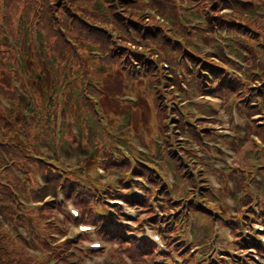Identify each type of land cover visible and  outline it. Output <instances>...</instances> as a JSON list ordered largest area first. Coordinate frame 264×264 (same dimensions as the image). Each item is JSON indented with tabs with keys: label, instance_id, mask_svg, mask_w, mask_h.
<instances>
[{
	"label": "trees",
	"instance_id": "trees-1",
	"mask_svg": "<svg viewBox=\"0 0 264 264\" xmlns=\"http://www.w3.org/2000/svg\"><path fill=\"white\" fill-rule=\"evenodd\" d=\"M85 1L90 3V8L73 4V0H38L39 9H35L34 6L31 9L29 8V15L25 19V29L27 34L36 31L37 37L32 38V41L37 44L36 50L35 47L22 45L15 53L12 50L15 48L9 45L7 41V27L0 23V44H3L2 47L4 49L12 48L10 50L8 49L9 51L6 53L0 50V214L4 218V220H0V238H3L2 240L5 239L1 230H4L8 235L15 234L13 238L17 242V248L20 254L17 257L19 264H25L27 262H32L33 264H48L49 259L46 258L45 254L42 257L34 254L30 255V249H41L50 255L52 254V258H60V253L63 254L66 252L69 243L52 248V240L50 238L51 233H61L59 224H62V221L58 218L56 212H61L62 206L57 205L56 200L47 201L42 207L35 208H30L21 202V200L44 202L45 196L52 195L55 197L56 191L61 187L64 189L67 199L82 209L83 213L80 221L97 224L100 230L99 233L106 240L119 241L125 239L123 230L115 223L118 220L115 221L112 219L105 207L103 187L97 188V186H91L89 181L84 183L83 181L69 177L63 180L61 176L53 171L51 166H47L43 161H38L31 157L25 151L18 137L19 135L25 137L31 144V142L38 139L37 132L39 131L44 137L51 138L53 143L58 113L63 115V129L67 131L66 120L68 118L75 117L82 119L83 108L86 110L94 108V100L91 97L92 87L89 88L88 79L84 70L85 63L90 61V59L87 58L84 61L82 57L74 56L71 60L65 57V48L62 43L66 44V41H70L72 43L71 46L77 49V51L82 50L83 52H88L90 55H95L98 52L100 54L103 53V56L100 55L101 57L94 61L96 64L95 68L99 69L103 74L102 78L109 79L115 77L116 80L123 82H142L146 80V84H148L147 96L152 108L151 114L148 111L146 115V127H152L149 125V118L152 120L156 119L157 124H154L153 129H157L162 139L161 146H157L154 142L153 130L151 132V138L149 139V145L152 148H158L161 156L169 162H172L176 170L182 168L176 152L172 150L171 143L173 138L168 134L169 125L166 124V120L168 119L167 113L163 110L160 100L161 94L158 92L160 91V77L163 71H158L156 76L151 79V73L155 70L156 64H158L157 59L159 55L148 66L145 60L140 57V54L133 52L128 45L135 44L138 47L147 48L149 43L151 46L159 48L162 56H166L167 50H172L173 47L163 38L164 27L141 26L139 20L143 18V15H140L143 5L138 0ZM194 1H197L195 5L198 4L199 7L189 11V14L197 17L199 12H203L209 17V20L207 16L201 19L205 25L200 28L203 33L207 34L202 38L200 37L204 42L203 46L217 47L220 53L219 56L222 58L221 56L224 54V50H222L221 45H217L218 43L214 40L213 35H211V33L218 31L224 39L228 38L226 44L230 48L231 55L241 59L249 66L248 74L245 78H241L232 72L231 69L240 70V67L230 57V59L222 60L223 62H213L205 55H195V57L189 55L186 59L192 61H190L192 67H189L186 63L189 60L181 61L180 59L177 61L176 57H171L169 61L173 65L171 68L174 84H177L176 80L179 79L178 75H183L187 89L185 86L179 84L178 89L182 94L186 95L189 92L192 95L214 94L223 98L228 107L236 105L238 110L243 114V111L247 109L252 110L253 115L257 113L261 114V109H264V90L263 92L259 90L255 92L249 84L253 82L254 76H262V79L264 78V27L261 26L262 23L259 21V19L264 17V13L258 15L256 9V7L264 9V0H257L258 3L252 8L247 7V4L252 3L249 0H178L181 3L179 5L180 7H185V3H194ZM153 2L159 8L160 13L168 17L169 13L166 11V7L162 4H157L156 0H153ZM2 3L7 7V17L9 18L4 19L5 14L3 13L2 21L9 26L13 22L11 18L16 9L15 0H2ZM175 6L176 4L174 3ZM224 10L230 11L231 15L223 16L221 12ZM176 13L177 11L173 9L171 11V17H175ZM212 13L213 15L210 16ZM79 15L83 16V20L77 18ZM91 17L99 20L100 24H102L101 30H103L104 34L96 40H89L88 38L91 39L89 33H85L82 31L83 28H80L75 33L82 37L79 40H73V27H79L81 21L87 22L86 20ZM35 18H38V21L41 22L40 29L36 28L33 24V19ZM212 18H216V20L212 21ZM172 21L173 23L175 22L174 19ZM54 24H58L59 28H54ZM174 26L168 27L166 30L170 34L184 38L183 34L175 30ZM157 30L158 32H156ZM222 32H224L223 35ZM233 34L239 36V39L236 41L230 39L236 38L230 37ZM252 34L259 37L261 42L249 46L247 41L251 40L249 36ZM12 35L20 45L21 41L17 33L13 32ZM243 38L245 40L241 44L240 40ZM29 40L28 37L25 38V42H29ZM49 41L53 43L49 44ZM58 41L59 44H57ZM21 47H24V51ZM184 49L192 52L190 47ZM126 50L127 52H125ZM152 51V48L148 49V52ZM175 51L182 53L180 48H177ZM18 52L20 56L17 55ZM30 52L35 56L37 54L45 55L44 62H37V65L33 66L34 68L31 67L32 71H35L36 68H41L46 74L48 81L44 87L41 86L39 89L36 88L38 86L34 83L35 80L24 60V54ZM120 52H125V54H122L120 57ZM136 61L137 64L134 63ZM135 64L139 65V67L133 68ZM25 72L27 76H25ZM18 82L24 91L30 95L32 103L20 102L19 91L16 87V83ZM154 82L159 84V87L156 88L158 91L153 87ZM259 84L264 86V79ZM60 95L63 97L62 100L59 98ZM252 97L254 101H251ZM3 101H6L10 105L5 106ZM178 103L180 104L179 100ZM27 108L30 112L29 118L22 112L23 109L26 110ZM183 114L179 108L177 111L178 117H175L174 120L176 128L174 137L176 142H179L182 135L191 137L199 143L203 136H211L210 132L205 131L204 134H200L195 128L193 130L189 128L186 123L189 117H185V114ZM35 126H38V129ZM178 146L179 149H184L182 144H178ZM104 153L109 158L105 166L109 169L118 170L120 163L116 165V163L111 162L109 151ZM8 160L14 161V163L16 161L15 167L21 169L28 175V184L23 183L12 175ZM153 171L151 168L149 170L139 168L132 173L143 175L156 189H161L162 183L157 175L152 173ZM38 174L46 181L45 188H41L37 183L35 175ZM179 190L180 188L177 187V191ZM203 191L209 192L206 187H204ZM109 194L113 197L111 193ZM149 194L154 195V193ZM208 195L210 196V194ZM115 197H120L126 201L133 200L127 198V195H117ZM135 201L138 202L137 199ZM143 205L150 209L148 200ZM101 207L103 211H99ZM190 209L193 211L201 208L198 204H192ZM65 214L67 221H73L68 213L65 212ZM169 215L170 213H167L163 216L164 227L168 231H174ZM6 223L13 226L15 233L10 234L7 231L5 228ZM238 224H240L238 219L230 220V226H238ZM18 226L26 227L33 236L34 241H26L17 231L16 227ZM131 242L125 244L128 248H131L129 252L130 256L135 259L137 264L138 262L148 264L149 260L145 261L147 256L153 257L157 249H154L150 244L141 246L136 241L131 240ZM168 242L178 252L182 251L181 246H178L173 240L170 239ZM239 242L240 247H246L247 242ZM26 254L29 257H26ZM118 254L120 256V263L125 264L121 258V253L118 252ZM192 263H196L194 259ZM239 264H246V262L243 258L239 257Z\"/></svg>",
	"mask_w": 264,
	"mask_h": 264
},
{
	"label": "rangeland",
	"instance_id": "rangeland-1",
	"mask_svg": "<svg viewBox=\"0 0 264 264\" xmlns=\"http://www.w3.org/2000/svg\"><path fill=\"white\" fill-rule=\"evenodd\" d=\"M138 1L143 5L142 12L140 13V15H143V18L139 20L141 26L144 27L146 25H150L164 27L163 38L166 42H168V44L173 47L172 50H167L166 56H162L159 52L160 49L156 48L155 46H151V44L149 43V46H147V48H143L141 46L138 47L135 44H128L133 52H137L138 54H140V57L145 60L148 66H150V64L156 59V56L159 55V58L157 59L158 64H156L157 66L155 67V70H153L151 73V79L156 76L158 71H163V74L160 77V91L156 89L159 87V84L157 82L153 83V87L161 94V105L163 107V110H165L167 113L168 119L166 120V124H168L170 118L178 117V100L185 98L184 94H182V96H177L176 94L177 92H181L178 89L180 85H186L183 75H178L179 79L176 80L177 84H174L171 68L173 67V65L169 61V59L171 57H176L177 61H179L180 59L181 61L189 60L186 62L189 67H192V61L190 59H186L189 55L192 57H195V55H205L210 61L223 62L222 60L230 59L229 57L231 56L230 48L226 44L228 38L224 39L218 31L211 33L214 40L218 43L217 45H221L222 50H224V54H222L221 56L222 58H220L219 56L220 53L217 47L203 46L204 42L200 39V37L202 38L207 34L203 33L200 28L201 26L205 25V23L201 19H204V17L207 16V19L209 20V17L203 12H199L197 17H193L189 14V11H192L199 7L198 4L195 5L197 1H194V3H185V7H180L179 5L181 3H179L178 0H156L157 4H162L166 7V11L170 15L169 16L167 14L168 17H165L160 13L159 8L154 5L155 2H153V0ZM249 1H252V3L247 4L248 8L255 7L258 3L257 0ZM174 3L176 4L175 7ZM73 4L81 5L82 7H91L90 3L85 0H73ZM15 5L16 9L13 12V17L11 18L13 22L11 25L7 26V24L2 21L3 13L5 14L4 19H9L7 17V7L5 4L3 5L2 0H0V23L2 25H6L7 27V30L5 28L4 29L6 30L7 41L9 42V45H17L16 49H4L2 47L3 44L1 43L0 50L6 53L10 49H12L16 53L18 48H20V46L22 45L26 47H35L36 50L37 44L32 41L33 37H37L36 31L30 32L28 34L26 33L25 19H27L29 15V8L31 9L34 6L35 9H39L38 0H15ZM173 9L177 11L175 17H171V11ZM256 9L258 11V15L264 13V9H260L258 7H256ZM221 14L223 16H227L231 15V12L228 10H224L221 12ZM212 15L213 13L210 14V16ZM77 18L79 20H83V16L79 15L77 16ZM91 18H88L86 20L87 22L81 21L79 27H73V40H79V38L82 37L76 35L75 33L76 30L79 31L80 28H83L82 31H84L85 33H89V37H91V39L88 38L89 40H96L104 34L103 30H101L102 24H100L99 20L94 19V17ZM173 19L175 21L174 23L176 24L173 23ZM211 20H216V18H212ZM259 21H261L262 23L261 26L264 27V17L259 19ZM40 23L41 22L38 21V18L33 19V24L36 28H41ZM173 25H175V30H178L183 34L184 38H180L175 34H170V32L166 30L168 27H171ZM53 27L59 28L58 24H54ZM13 32L17 33V35L19 36V39L21 41L20 45L12 35ZM156 32H158V30ZM223 33L224 32H222V35ZM27 37L30 39L29 42H25V38ZM230 37H236L230 38L234 41L239 39V36H237L236 34H233V36ZM249 38H251V40L247 41V44L249 46L261 42L259 37L253 34L249 36ZM244 40L245 38L240 40L241 44ZM50 43L53 42L49 41V44ZM57 44H59V41L57 42ZM62 45L65 48V57H68L71 60L74 58V56L82 57L84 61L87 58L90 59V61L85 63L86 66L84 70L85 75L88 79L89 88L92 87L91 97L94 100L93 109L89 108L88 110H86L83 108L82 116L80 115L82 119L73 118L74 120L71 121L72 130L75 134L73 135L69 132L67 134L65 133L62 139H65L66 141H78V143L82 145L97 146L100 149L99 164H103L109 161L108 157H104V152L108 151V147L112 148L111 150H109L111 162L116 163V165H119L120 163V168L118 170H115L116 172L112 175H109L111 173L110 169H107L106 172L103 171L102 174H100L99 172H95L93 174L94 169H90V173L92 174V176H90L91 179L89 180V182H91V186H97V184H100L102 182H109L110 180H112V178H114V184L116 185L122 182L127 184L129 182L128 178L130 177V174L132 172L137 171V169L139 168L150 169L153 166V164L149 160H147L149 158L147 150H150L149 139L151 138V132L154 130L153 126L154 124H157V121L156 119L153 121L149 118L148 122L152 127H146L147 121H145V119L147 112L149 111L150 114L152 112V108L147 96L148 84H146V80L142 82H123L116 80L115 77H111L109 79L102 78L103 74L99 69L95 68L96 64L94 63V61H96L97 58H100V55L103 56V53L100 54L98 52L95 55H90L88 52H83L82 50L77 51V49L71 46L72 43L70 41H66V44L62 43ZM187 47H190L192 52L184 49H187ZM21 48L24 51V47ZM150 48L153 49L152 52H148V49ZM177 48H180L182 50V53L176 52L175 50ZM125 52H127V50ZM125 52H120L119 56L121 57L122 54H125ZM24 55V60L27 63L28 69L31 71L33 79H37V76L40 77L39 85L36 88L39 89V87L41 86L44 87L46 82L48 81L44 70H42L41 68H36L35 71H32L31 67L37 65V62H44L45 55L37 54V56H35L32 52ZM182 55L183 57L181 58ZM134 63L137 64V61ZM136 64L133 68L139 67V65ZM166 76H168V78H166ZM253 78V82L249 84L250 87H253V90L255 92L257 90L263 92L264 86H261L259 83H262L264 78L262 79V76H254ZM188 97L191 96L189 95ZM251 101H254L253 97ZM209 106L218 110V121L210 120V118L208 117L207 114ZM261 110L263 111L261 113H264V109L262 108ZM101 111L104 113H102ZM243 112L245 116L253 115L252 110L249 109L244 110ZM182 113H184L186 117H189V119L186 120L187 126H189V128H191L192 130L193 128H195L199 133H204L205 131L211 133L210 137L203 136V139L205 141L201 142L200 145H198L199 142L197 140H194L192 146L194 147V150L197 147L200 148V153H202L203 156H206L205 160L209 163V167L207 168L204 166L205 168L203 170L210 176V184H213V181H216L220 185V188L214 190V193L217 192V195L220 197L219 199L215 200V203L219 207H221V205L227 206V212H229L230 207L228 205L227 199L225 198L232 197L229 194L226 196L223 195L222 197V194L219 192L221 190L225 192L226 189H230L231 194H233V191L235 189L239 190L241 193L240 195H238V200H246L244 196L245 191H248L250 195L254 194L256 191H264V122L251 123L250 120L251 126L249 127L244 124L245 119L241 116V112L235 106H227V108L225 109L217 108L216 106L210 105L209 103L204 101L197 103L195 99L189 100V102L186 104V107L182 110ZM174 119L175 118L170 121V124L175 122ZM257 120L262 119H259L258 117ZM243 124L244 127L242 126ZM60 126L61 128L64 127L62 123L60 124ZM73 137L74 139H72ZM212 139L214 140V142H210V140ZM91 150L92 147H89L88 152ZM59 158L60 161H64V159L60 156ZM67 163L72 162L70 160H67ZM200 166L202 165L200 164ZM69 178L77 179L72 177L71 175H69ZM134 186H137L136 189H139V182L134 181L133 185H124V188ZM177 187H179L180 190L177 191L176 198H179L184 195V189L187 190L188 185L179 182ZM207 189L209 190L210 188L208 187ZM33 207L35 208L39 206L33 205ZM99 211H103L102 208H100ZM119 211H121V209ZM153 212V205H151V213L149 210L141 211L140 213L146 214H143L142 217H140V213H136V217L133 219L137 224H139V226H143L147 223L149 217ZM189 219L192 220V235L195 243L201 241L202 245L209 244L211 239H213L215 234L217 233L213 232V217L211 221V218L207 215V213H205V211H203L202 209H198L191 212ZM0 220H4L2 214H0ZM151 223H156V221L151 219ZM5 228L10 234H13L14 231L12 230V228L7 227V225L5 226ZM124 228L126 230H131L128 226ZM189 230V227L185 228V237H183L184 239L188 240ZM99 232L100 230L99 228H97L95 229L94 233L98 235ZM1 233L5 236V239L2 240L3 238H0V264H19V259L17 257L20 254L17 248V242L13 238L15 234L8 235L4 232V230H1ZM149 234V231H147V235ZM89 239H94L93 235H90ZM103 239L105 238L103 237ZM225 241L226 237L223 234H219L218 242L222 243ZM114 242L119 245V253L124 254L127 257L130 255L129 252L131 251V248H128L125 245L127 242H131V239L129 237L125 236L124 240H116ZM106 247L109 248L110 246L107 245ZM118 252L113 251L111 253V251H109V254H111L109 256V259L113 258ZM158 252L159 250L157 249L155 253L157 254ZM29 253L30 255L32 254L30 250ZM35 253L38 257H42V254L38 252V249H35ZM174 255L175 253H173V256ZM26 257H29V255L26 254ZM107 259V253L101 252L98 256L88 258L86 264H104V262L105 264H111L113 262L108 261ZM148 260V264H154L155 258L148 256L145 261ZM131 262L137 264L135 259H132ZM25 264L33 263L27 262ZM138 264L145 263L138 262Z\"/></svg>",
	"mask_w": 264,
	"mask_h": 264
}]
</instances>
